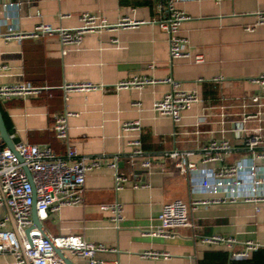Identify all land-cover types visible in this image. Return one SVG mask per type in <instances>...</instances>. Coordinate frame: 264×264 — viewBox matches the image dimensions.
Instances as JSON below:
<instances>
[{
    "label": "crops",
    "instance_id": "crops-1",
    "mask_svg": "<svg viewBox=\"0 0 264 264\" xmlns=\"http://www.w3.org/2000/svg\"><path fill=\"white\" fill-rule=\"evenodd\" d=\"M31 1L35 3L31 5ZM158 2L25 0L20 17L9 0H0V33L7 26L6 17L11 26L25 32H31L40 21L77 28L83 12L101 15L111 24L124 16L150 22L158 17ZM178 7L191 18L183 23L180 36L187 40L192 54L203 56L202 63L172 60L168 33L150 23L134 29L89 33L78 46H62L57 35L22 41L0 37V85L24 82L48 87L38 97L17 98L2 105L13 128L14 142L48 144L56 154L64 156L66 144L56 137L53 124L55 116L68 111L74 114L68 119L70 141L80 157L111 160L120 155V173L149 184L139 189L128 185L117 191L112 169H94L86 178L84 205L62 207L43 223L51 236L78 234L87 242L117 249V253L99 255L109 262L198 264L208 251L228 254L222 246L203 245L201 235L220 234L264 247V209L257 213L252 204L200 206L192 218L205 220L206 229L201 231L182 226L172 227L169 238L145 234L150 227L159 225L158 216L165 202L189 203L197 197L188 176L169 175L174 165L162 157L163 152L189 150L199 154L198 150L211 140L226 139L234 146L231 153L224 154V162L230 165L254 157L245 149V134L237 130L242 116H253L247 129L264 127V84L252 82L264 75V24L257 23L259 15L264 14V0H189ZM251 27L253 31H248ZM151 63L155 64L153 70L149 69ZM134 77L172 78L183 89L197 91L203 103L185 112L180 126L175 127L170 118L152 111L153 102L172 85L115 88L118 82ZM65 83H91L103 89L65 92ZM254 96H261L260 107L253 102ZM132 120L142 124L143 149L157 164L152 173L134 172L127 160V142L137 134L122 137L121 125ZM263 151L264 147L260 149ZM255 162L264 167V159ZM115 202L122 206L123 220L119 225L111 220L110 213L100 210L102 204ZM148 252L168 257H150ZM71 260L87 264L85 260ZM10 263V256H0V264Z\"/></svg>",
    "mask_w": 264,
    "mask_h": 264
},
{
    "label": "built area",
    "instance_id": "built-area-1",
    "mask_svg": "<svg viewBox=\"0 0 264 264\" xmlns=\"http://www.w3.org/2000/svg\"><path fill=\"white\" fill-rule=\"evenodd\" d=\"M9 1L21 17L25 10V0ZM184 1L189 0H159L158 17L150 22L124 16L115 24H111L101 15L83 12L79 16L80 26L77 28L55 27L40 21L31 32H25L11 26L10 18L6 17L7 26L4 32L0 33V37L7 41H22L26 38L41 39L57 35L62 46H78L89 33L134 29L150 23L158 25L168 33L169 56L172 60L189 59L195 63H202L203 56L192 54L187 49V40L180 36L183 23L191 19L178 7V4ZM215 1L221 3L226 0ZM34 3L30 2L31 5ZM38 16L41 17V14L38 13ZM257 23L264 24V14L259 15ZM253 29L247 28L248 31ZM112 42L118 44L117 40ZM6 68L1 66V69ZM154 68L155 64L151 63L149 69ZM252 82L264 84V75L253 79ZM159 84H170L172 89L153 102L152 111L159 116L170 118L175 127L180 126L185 112L203 103L197 91L183 89L181 84L172 78L134 77L118 82L115 88L142 89ZM62 88L65 92L103 89L102 86L91 83H65ZM46 89L48 87L24 82L0 85V104H7L17 98L38 97ZM252 100L258 107L263 104L261 96H254ZM134 106L141 108L139 103H135ZM73 115L67 111L54 118L53 130L56 137L66 144L64 156L56 154L48 144H30L25 141L15 142L12 150L0 139V256H10L12 258L10 264H66L58 256L55 248L62 250L69 258L85 260L87 264H119L117 261L109 262L99 257L100 254L117 253V249L87 242L78 234L47 236L33 221L34 205L37 218L42 225L51 214L59 212L62 207L83 206L88 173L104 166L113 170L117 191L128 185L133 189L149 187V184L138 178L132 180L131 176L120 173L119 165L122 160L120 155L114 156L111 160H103L104 157H80L69 137L68 119ZM251 119L253 116H242L237 124V130L245 134V149L254 156L253 159L226 164L224 154L231 153L234 149L226 139L211 140L198 150L199 154L189 150L163 152L162 157L169 159L174 165L172 171L168 172L169 175L188 176L191 191L197 197L189 203L181 200L165 202L158 216L159 225L150 227L145 234L169 238L172 227L186 226L199 231L206 229L205 220L192 218L193 212L200 206L252 204L257 213L264 209V167L255 162L264 159V151L260 152L264 147V127L247 129L246 124ZM129 133L137 134L127 142L130 151L126 157L133 171L154 172L157 164L143 149L140 120L122 123L121 136ZM100 210L110 213L111 220L117 225L123 220L122 206L118 202L102 204ZM199 241L205 246L224 247L230 258L236 260H250L253 253L263 247L259 243L241 242L235 237L220 234L201 235ZM146 255L168 257L167 254L159 252H148Z\"/></svg>",
    "mask_w": 264,
    "mask_h": 264
},
{
    "label": "trees",
    "instance_id": "trees-1",
    "mask_svg": "<svg viewBox=\"0 0 264 264\" xmlns=\"http://www.w3.org/2000/svg\"><path fill=\"white\" fill-rule=\"evenodd\" d=\"M0 106L6 122L7 129L12 135V125L8 119V116L4 112L1 104ZM198 264H264V248L262 247L256 252H254L250 260L231 259L229 253L227 254L222 251H208L205 253L204 259L199 261Z\"/></svg>",
    "mask_w": 264,
    "mask_h": 264
},
{
    "label": "water",
    "instance_id": "water-1",
    "mask_svg": "<svg viewBox=\"0 0 264 264\" xmlns=\"http://www.w3.org/2000/svg\"><path fill=\"white\" fill-rule=\"evenodd\" d=\"M0 139L3 141V143L8 146L9 148H11L12 150L14 149V140L12 138V135L9 133L7 126H6V122L1 110V106H0ZM33 221L34 223L41 229H43L45 235L48 236V233L46 232V230L44 229L43 225L41 224V222L38 220L37 215H36V208L35 205L33 206ZM56 253L58 254L59 257H61L64 262L66 264H74L73 261L71 260V258H69L68 256H66L62 250L55 248Z\"/></svg>",
    "mask_w": 264,
    "mask_h": 264
},
{
    "label": "rangeland",
    "instance_id": "rangeland-1",
    "mask_svg": "<svg viewBox=\"0 0 264 264\" xmlns=\"http://www.w3.org/2000/svg\"><path fill=\"white\" fill-rule=\"evenodd\" d=\"M1 105H2V104H1ZM47 221H48V220H47ZM47 221H45V222L47 223ZM45 222H44V223H45Z\"/></svg>",
    "mask_w": 264,
    "mask_h": 264
}]
</instances>
